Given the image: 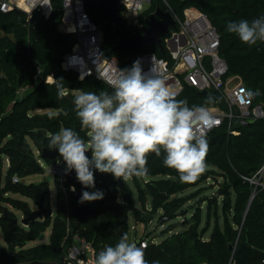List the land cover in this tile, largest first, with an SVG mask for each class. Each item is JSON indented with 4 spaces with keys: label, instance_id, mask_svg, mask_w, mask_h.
Instances as JSON below:
<instances>
[{
    "label": "trees",
    "instance_id": "16d2710c",
    "mask_svg": "<svg viewBox=\"0 0 264 264\" xmlns=\"http://www.w3.org/2000/svg\"><path fill=\"white\" fill-rule=\"evenodd\" d=\"M99 1L87 0L85 7L91 20L102 29L101 55L105 59L117 58L120 68L124 69L127 54L113 50L114 42L136 35L139 26L127 25L122 14L124 9L116 0L121 22L116 28L104 18L105 7ZM50 4L48 17L35 10L29 22L22 10L0 11V264H64L60 258L71 246L73 235L90 242L95 257L105 245H115L124 233L129 237L131 215L138 223L144 221L146 214L154 215L158 211L161 223L182 219V231L172 232L174 227H171L169 236L160 242H150L145 250L146 260H159L160 264H227L232 258L235 264H259L264 257V190L257 192L247 209L252 187L243 177L251 176L260 167L264 154V119L243 123L235 118L230 127L225 120L220 128L206 136L209 148L205 160L206 166L211 168L199 174L195 181L181 182L176 170L164 166L163 152L160 156L150 153L149 174L145 177L123 181L109 173H94L95 188L103 190L105 195L101 200L87 202L91 211L86 223L78 224L75 218L77 178L72 182L75 192L68 191L65 182L66 194L56 179L53 217L30 222L28 226L12 222L17 218L8 207L24 215L32 211L28 204L14 199L13 195L33 202L43 197L44 208H50L46 182L15 184L12 177L24 179L43 173L36 155L43 149L56 150L48 140L61 128H73L88 138L87 129L81 126L75 114L76 92L112 91L95 77L80 80L76 72L61 69L62 58L77 37L58 30L64 14L62 0H50ZM169 4L180 17L186 8L205 14L219 35V55L228 68L226 77H237L245 87L255 86L264 93V38L249 42L225 31L226 21L264 10V0H169ZM156 6L164 8L160 0H156L141 13L139 25ZM142 53L168 57L167 52L162 53L154 43L144 45L137 54ZM49 76L62 80V95L57 94L55 81L46 82ZM19 89L23 90L21 95L17 94ZM209 94L215 103L205 106L216 105L227 110L220 94L214 90L202 94L184 86L177 99L186 100L189 105H202ZM251 98L253 104H261L264 110V94ZM43 161L48 165L55 163L49 159ZM209 178L216 186V193L200 198L194 208L187 205L203 193L205 188L198 186ZM219 178L221 180L217 181ZM133 186L138 192L140 207L135 205ZM195 187L194 191H188ZM147 194L151 198L150 210L146 209ZM202 204H205L204 210ZM67 213L70 233L66 231ZM209 230V237L204 239ZM35 241L40 242L27 246Z\"/></svg>",
    "mask_w": 264,
    "mask_h": 264
},
{
    "label": "clouds",
    "instance_id": "9594fccd",
    "mask_svg": "<svg viewBox=\"0 0 264 264\" xmlns=\"http://www.w3.org/2000/svg\"><path fill=\"white\" fill-rule=\"evenodd\" d=\"M225 31L242 40L264 38V10L251 16L226 21ZM58 95L63 94L62 80H54ZM246 95L264 93L255 86L246 87ZM215 103L209 94L205 104L189 105L177 99L165 81L155 72L144 73L139 61L118 70L112 91L78 90L73 98L75 114L87 139L76 130L63 127L50 135L48 143L58 150L66 164L65 173L75 170L85 189L80 203L103 199L105 193L95 188L94 173H109L117 179L145 177L149 174L148 156L163 152L164 166L176 170L181 182L195 181L206 169L209 140L197 134L199 124L210 129L215 117L205 105ZM91 150V156L86 153ZM75 191V187H72ZM93 264H160L145 259L143 247L124 233L115 245H105Z\"/></svg>",
    "mask_w": 264,
    "mask_h": 264
},
{
    "label": "built area",
    "instance_id": "2783aa9c",
    "mask_svg": "<svg viewBox=\"0 0 264 264\" xmlns=\"http://www.w3.org/2000/svg\"><path fill=\"white\" fill-rule=\"evenodd\" d=\"M87 0H62L64 15L68 14L71 27L70 33L76 34V42L67 52L61 62V69L73 71L78 78L95 77L113 88L120 68L117 58L105 59L101 55L103 41L102 29L94 23L88 15L85 7ZM152 0H119V5L124 9L130 20L137 22L139 16L145 11V4L150 5ZM164 11L170 13L176 27L169 30V35L164 36L162 44L168 57H158L154 53H142L134 55L129 66L139 61L144 73H150L154 67L156 73L165 81L170 91L177 98L184 86L196 89L199 92L217 91L227 110L223 111L218 106H206L215 117L216 123L210 128H204L199 124L194 126L197 134L210 135L228 120V127L233 119L239 118L244 123L256 119H264V110L261 104H253L252 98L246 95V87L237 77H226L227 65L219 55V35L211 26L206 15L194 8H186L180 17L170 6L169 0H160ZM14 9L22 10L27 15V22L32 18L35 10H40L46 15L50 10V0H0V11L9 12ZM34 27L32 26V29ZM67 28L65 29V31ZM69 31V30H68ZM37 72H40L36 66ZM236 80L240 82H235ZM19 89L17 94L21 95ZM235 133V132H232ZM42 167V159H37ZM64 163V161H62ZM62 163L55 161L48 165V173L55 176L59 187L66 194L75 192L72 182L76 179L73 172L65 173ZM252 187L249 200H253L258 191L264 190V163L259 169L248 177H243ZM13 183L23 182L18 176L12 177ZM76 188V187H75ZM76 190V189H75ZM67 201V197H66ZM53 217V216H52ZM66 231L70 233V217L67 213ZM72 244L67 248L63 257L64 264H93L95 259L91 243L73 235ZM150 242V237L144 236L135 243L143 247L144 253ZM206 264V263H205ZM227 264H235L232 258ZM259 264H264V257Z\"/></svg>",
    "mask_w": 264,
    "mask_h": 264
},
{
    "label": "water",
    "instance_id": "95a60500",
    "mask_svg": "<svg viewBox=\"0 0 264 264\" xmlns=\"http://www.w3.org/2000/svg\"><path fill=\"white\" fill-rule=\"evenodd\" d=\"M116 0H103L102 3L108 5V11L104 15L105 18H108L114 26L117 28L120 27V17L117 14V7L115 5ZM169 27L175 28L176 24L170 13L164 11L160 6H157L156 9L147 15L141 25H139V32L136 35L117 39L114 42L113 50H121L127 54L126 67L129 66L132 58L136 55L139 50L148 43H154L158 49L164 53V47L162 44V36L169 35ZM202 94L207 93V91H202ZM214 138L211 139V142ZM86 155H91V150H89ZM40 158L42 160L49 159L51 161H56L60 156L58 150L49 151L43 149L40 154ZM63 160V159H62ZM65 163V162H64ZM264 163V154L262 155V159L260 161V166ZM75 174V170L71 171ZM76 175V174H75ZM76 183L79 185L77 193L75 194V218L78 224H84L87 221V214L91 211L87 206V202L80 203V197L82 192L87 190L85 189L79 181L76 179ZM252 200L248 201L247 209L249 208ZM36 208L26 215H24L21 219V224L23 226H28L30 222L41 221L46 218L52 217L51 209H45L43 206V197L35 202ZM152 218V215L146 214L144 217V221L149 222ZM17 219H12L13 223H16ZM43 236H41V240ZM60 261H63V258H60Z\"/></svg>",
    "mask_w": 264,
    "mask_h": 264
},
{
    "label": "rangeland",
    "instance_id": "374dc122",
    "mask_svg": "<svg viewBox=\"0 0 264 264\" xmlns=\"http://www.w3.org/2000/svg\"><path fill=\"white\" fill-rule=\"evenodd\" d=\"M155 1L156 0H152L151 4H153ZM145 7L147 8L148 5L145 4ZM138 25H139V22H138ZM48 80L51 81V78H49ZM238 80H236L235 82H240ZM46 82H47V80H46ZM40 154L36 155V157L40 158ZM56 161L58 163L59 162L62 163L63 160L61 158H58ZM62 168H63V170H65V168H66V164L65 163H62ZM208 168H211V167L206 166L205 170H207ZM42 169H43V173L26 177V178L23 179V183H25V184H30V183L37 184V183H40V182H46L48 184L49 192H50V209H51L52 216H53L54 213H55V196H56V185H55V183H56V178H55L54 175L48 173V171H47L48 164L45 161H42ZM220 180L221 179L219 178L217 181H220ZM212 184H213V181L210 178L207 179L206 181H204L203 183H201L198 186V188L199 187L205 188L203 193H201L199 195V197H196L193 201L187 203V205H193L191 207L194 208V206L196 205V201H198L203 196L212 197L213 194L216 193V191H215L216 190L215 189L216 186H213ZM132 189L134 191L135 205L138 206V204H139V207H140V203H139V200H138V192H137V190H136V188L134 186H133ZM195 189H197V187H195V188H193L191 190H188V191L192 192ZM12 197L14 199H19L22 202H25L26 204H28L30 210H34L36 208L35 202H33L31 199H28V198L20 196V195H13ZM150 202H151V198L147 194V204L150 205ZM204 207H205V204H202L203 210H204ZM8 209H10L12 211L13 215L18 220V225L21 226L22 225L21 224V219L24 216V213L22 211H20V210L11 209L9 207H8ZM187 217H188V219H190L189 215ZM160 218H161V213H160V211H158L157 213L152 215V218H151V220L149 222L143 221V222L136 223L134 218H133V216L131 215L129 217V240L135 243V241H137L138 239H140V238H142L144 236H148V237H150L153 240L152 243H156V242L162 241L165 237H167V236H169L171 234V233H168V230L171 227H174L172 232L182 231V227L180 225V223L182 222V219H177V220H172V221H165V222L161 223L160 222ZM202 225H203V223H202ZM48 233H49V230H47L46 233H45V235H46L45 240H44L45 243L48 240ZM209 234H210V230L205 234L204 239H206V237H208ZM38 242H40V241L31 242L27 246L28 247L33 246V245L37 244Z\"/></svg>",
    "mask_w": 264,
    "mask_h": 264
},
{
    "label": "crops",
    "instance_id": "0c3cea01",
    "mask_svg": "<svg viewBox=\"0 0 264 264\" xmlns=\"http://www.w3.org/2000/svg\"><path fill=\"white\" fill-rule=\"evenodd\" d=\"M102 1H103V0L99 1V4H101L102 6L105 7V13H104V15H105V14L107 13V11H108V5L103 4ZM118 4H119V2H118ZM115 5H116V7H117L116 1H115ZM150 6H151V4L148 5L147 8L145 7V8H146L145 11H146L147 9H149ZM156 7H157V6H156ZM156 7L154 8V10L156 9ZM163 7H164V6H163ZM161 8H162V7H161ZM103 9H104V8H103ZM162 9L164 10V8H162ZM154 10H153V11H154ZM153 11H152V12H153ZM152 12H151V13H152ZM50 13H51V5H50V10H49V12L45 15V17H48V16L50 15ZM117 14H118V12H117ZM122 14H123V16H124V20L126 21L127 25H137V26H139V25H138L139 18H138L137 22L135 23L134 21L130 20L129 16L126 15L125 12H123ZM104 18H105V17H104ZM106 19H108V18H106ZM112 24H113V23H112ZM70 26H71V23H70V20H69L68 14H67V15H64V14H63L62 23H61V25L58 27V30H59L60 32H62V33H70V29H69ZM115 27H116V26H115ZM66 28H67V30L65 31ZM116 28H117V27H116ZM171 29H172V27H169L168 31L171 30ZM68 30H69V31H68ZM163 37H164V36H163ZM49 77L51 78V81L48 80ZM49 77L46 78L47 82H49V83L54 82L53 77H52V76H49ZM133 193H134V191H133ZM136 206H137V205H136ZM137 207H139V204H138ZM146 209H147V210H150V205L147 204V203H146ZM54 214H55V213H54ZM53 216H54V215H53ZM170 233H171V232H170ZM208 237H209V236H208ZM208 237H206V239H207Z\"/></svg>",
    "mask_w": 264,
    "mask_h": 264
},
{
    "label": "bare ground",
    "instance_id": "6f19581e",
    "mask_svg": "<svg viewBox=\"0 0 264 264\" xmlns=\"http://www.w3.org/2000/svg\"><path fill=\"white\" fill-rule=\"evenodd\" d=\"M69 29H70V31H72L73 28L70 26Z\"/></svg>",
    "mask_w": 264,
    "mask_h": 264
}]
</instances>
